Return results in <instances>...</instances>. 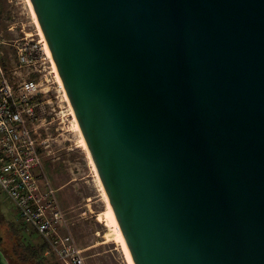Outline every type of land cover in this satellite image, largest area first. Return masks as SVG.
Masks as SVG:
<instances>
[{"label": "water", "instance_id": "water-1", "mask_svg": "<svg viewBox=\"0 0 264 264\" xmlns=\"http://www.w3.org/2000/svg\"><path fill=\"white\" fill-rule=\"evenodd\" d=\"M29 1L133 264H264V0Z\"/></svg>", "mask_w": 264, "mask_h": 264}, {"label": "built area", "instance_id": "built-area-1", "mask_svg": "<svg viewBox=\"0 0 264 264\" xmlns=\"http://www.w3.org/2000/svg\"><path fill=\"white\" fill-rule=\"evenodd\" d=\"M9 15L11 22L0 29V190L40 235L46 254L83 264L44 170L59 153L72 151L69 117L62 114L64 104L33 26L18 22L24 15Z\"/></svg>", "mask_w": 264, "mask_h": 264}, {"label": "rangeland", "instance_id": "rangeland-1", "mask_svg": "<svg viewBox=\"0 0 264 264\" xmlns=\"http://www.w3.org/2000/svg\"><path fill=\"white\" fill-rule=\"evenodd\" d=\"M0 3L3 5L0 29L3 30L6 23L11 22L9 13L15 18L24 15L22 20L18 19V22L30 25L22 0H0ZM8 11L10 12L8 13ZM68 131L73 133L69 126ZM74 137V134L70 135L69 148L72 149L71 152L63 151L59 153V158L56 161H50L44 165L46 177L56 190L67 230L70 232L76 248L82 250L83 264H130L117 238L105 204L103 207L86 157L82 150L73 147ZM64 234L67 235L65 232ZM0 236L2 237L0 250L9 264H18L17 261L11 259L9 253L11 245L16 246V244L18 256L15 257L25 261L23 264H65L57 257L50 256V253L44 252L41 256L40 252L35 251L33 254L29 250V245L34 248L38 247L43 243V240L31 225L23 222L14 204L1 190Z\"/></svg>", "mask_w": 264, "mask_h": 264}, {"label": "bare ground", "instance_id": "bare-ground-1", "mask_svg": "<svg viewBox=\"0 0 264 264\" xmlns=\"http://www.w3.org/2000/svg\"><path fill=\"white\" fill-rule=\"evenodd\" d=\"M23 1V4L26 8V11H27V14H28V17H29V20H30V24L33 26L34 30H35V37L37 39H39L40 43L42 44L43 46V51L47 57V61H48V64H49V68H48V75L51 76V81L52 83L55 85L57 91L59 92V95H60V98L63 100V103H64V107H62V114L63 116H68V122L66 123V127L68 129V126L71 128V132H73L74 134V141H73V147L74 148H78L80 150H82V152L84 153L85 157H86V161L88 163V167L90 169V173L94 179V182L96 184V187L99 191V194H100V197L102 199V201L104 202L105 204V208L107 210V213L114 225V229H115V232H116V235H117V238L121 244V246L123 247L124 251H125V254H126V257L129 261L130 264H133L132 262V259H131V256L129 254V251L127 249V246H126V243L122 237V234L120 232V229L118 227V224L116 222V219L114 217V214L112 212V209H111V206L107 200V197L105 195V192L103 190V187L100 183V180H99V177L97 175V172L95 170V167L93 165V162L91 160V157L89 155V152L87 150V147H86V144H85V141L81 135V132L79 130V127H78V124L76 122V119L74 117V114H73V111H72V108L68 102V99L66 97V94H65V91L63 89V86L61 84V81H60V78L58 76V73L56 71V68H55V65H54V62L50 56V53H49V50L47 48V44L45 42V39L41 33V30H40V27L38 25V22H37V18L35 16V13L33 11V8H32V5L30 3L29 0H22ZM61 100V102H62Z\"/></svg>", "mask_w": 264, "mask_h": 264}, {"label": "trees", "instance_id": "trees-1", "mask_svg": "<svg viewBox=\"0 0 264 264\" xmlns=\"http://www.w3.org/2000/svg\"><path fill=\"white\" fill-rule=\"evenodd\" d=\"M2 3H0V18H1V13H2ZM4 8V7H3ZM16 231V230H15ZM16 246H17V244H16ZM16 246H13V245H11V247H10V251H9V253L11 254L10 256H11V259L13 260L14 259V261L16 262H18V264H23V263H25V261H23V260H21V259H16V257L18 256V250L16 249ZM1 249V248H0ZM29 250H31L32 251V253L33 254H35V251H38V252H40V254H41V256L43 255V253L44 252H46L47 251V247H46V244L43 242V243H41V245H39L38 247H35L34 248V246H32V245H29ZM2 251V250H1ZM30 251V252H31ZM16 256V257H15ZM50 256H52V257H55V255H53V254H50ZM56 258V257H55ZM41 259V258H40Z\"/></svg>", "mask_w": 264, "mask_h": 264}]
</instances>
